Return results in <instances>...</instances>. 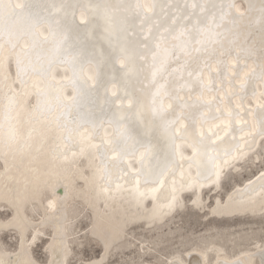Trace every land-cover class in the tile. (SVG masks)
Here are the masks:
<instances>
[{
	"label": "snow or ice",
	"instance_id": "obj_1",
	"mask_svg": "<svg viewBox=\"0 0 264 264\" xmlns=\"http://www.w3.org/2000/svg\"><path fill=\"white\" fill-rule=\"evenodd\" d=\"M253 7L249 3L246 14L239 12L237 0H95L93 3L0 0V86L6 89L0 97V156L7 164L10 155L23 159L43 152L52 139H63L77 147L87 142L102 157L99 180L100 194L104 196L110 194L115 184L113 169L117 172L116 179L127 177L134 183L141 198L146 193L140 192V188L163 186L171 181L175 200L178 171L179 190L195 189L202 186V181L219 183L229 158L235 160L244 154L242 141L251 150L257 137L264 140V104L260 105L259 129L250 131L247 140L237 139L235 135L253 129L250 121L241 119L252 111L242 101L247 98L249 81L257 73L242 76L246 65H239L233 73L228 60L233 53L237 60L255 53V49L247 47L237 51L239 41L235 38L239 22L251 14ZM84 12L88 13L87 19ZM256 23L261 33L259 78L264 80V0ZM89 28L96 32L101 43L107 42L125 87L131 88L132 83L140 85L135 96L125 93L106 97L128 101L121 106L128 115L114 113L109 121L113 125L110 137L95 132L97 125L90 114L80 111L84 90L91 93L103 86L97 82L100 62L97 61L96 78L85 76L84 67L93 58L72 39L81 29ZM213 61L217 68L213 67ZM12 62L16 79L7 72ZM56 65L72 71L57 93V99L66 109L60 112L48 99L47 90L35 81L32 82L34 103L27 90L28 77L49 80ZM68 87L74 90L72 94L65 91ZM73 109L77 112L75 120L70 119ZM149 117L150 127L145 123ZM86 123L93 128L94 135L81 133ZM158 134L163 135L168 145L163 159L154 150ZM95 139L100 140L99 145L92 144ZM226 142L232 146L218 151ZM182 145L191 151L190 156L182 154ZM181 161L189 167L195 165L196 175L180 171ZM134 164L138 166L133 167ZM258 179L264 181V173ZM115 187L119 189L120 185ZM261 188L264 189V183ZM36 227L22 217L0 223V230L14 229L20 233L16 264H39L31 251L40 235L39 232L32 235L31 230ZM26 230L30 239L24 235ZM58 232L64 237L63 223ZM92 236L106 247L109 244L108 235L95 227ZM64 252H68L66 247ZM0 264L5 261L0 260ZM51 264H65V261L53 260ZM80 264H103V261L85 257ZM161 264H185L183 253L166 258ZM201 264L212 262L201 254ZM214 264L245 262L241 258L228 259L222 250H216Z\"/></svg>",
	"mask_w": 264,
	"mask_h": 264
},
{
	"label": "bare ground",
	"instance_id": "obj_2",
	"mask_svg": "<svg viewBox=\"0 0 264 264\" xmlns=\"http://www.w3.org/2000/svg\"><path fill=\"white\" fill-rule=\"evenodd\" d=\"M17 2H24V0H17ZM54 2H59V0H54ZM72 2L93 3L95 0H72ZM249 3L254 6L253 10L245 20L239 22V26L235 30V38L239 41L237 51L247 47L255 49V53L246 58L242 57L240 60H237L235 53L228 58L231 72L235 73L239 65H246L242 69V76L244 74L250 75L253 71L257 73L249 81V86L246 89L247 98L242 101V104L251 108L252 111L247 116L242 115L241 119L250 121L253 124V129H245L243 133H235L237 139L243 137L244 140L249 138L248 134L250 131L254 133L259 129L260 105L264 104V95H261L264 93V80L259 78L261 33L259 25L256 23L259 20L261 0H237L239 12L247 14ZM77 16L79 17L80 13H77ZM83 16L87 19L88 13L84 12ZM72 39L73 43H78L93 58L92 63L85 65L84 75L96 78L97 61H99L100 76L97 82L103 83L102 87L94 88L91 93L87 89L84 90L80 111L90 114V119L97 125L95 132H98L101 137H110L113 133V125L109 121L112 120L114 113L128 115L125 109L121 107L122 105H127L128 101L114 98L108 100L106 97L113 94L115 96H123L125 93L135 96L137 94L136 89L140 85L132 83L131 88L125 87L121 80L122 74L118 71L115 64L114 56L109 53L107 42L101 43L97 39V34L93 29H81ZM212 63L214 68L218 67L215 61ZM7 72L12 79H16L14 62L7 66ZM71 76V69L63 65H56L52 69V76L49 80L38 76L28 77L30 81L27 88L30 93L29 98L34 103L32 82L35 81L40 88L47 90L48 99L52 104L57 106V112L65 111L66 109L57 99V93L64 87L66 78ZM4 91L6 89L0 86V97L3 96ZM65 91L68 94H72L74 90L68 87ZM237 102H241L239 98H237ZM76 117L77 112L73 109L70 119L75 120ZM145 123H148L150 127V117ZM211 126L212 124L210 123L209 127ZM80 131L81 133H86L88 136L95 134L93 128L87 123ZM158 135L159 139L154 140V150L163 159L168 145L163 135ZM263 143L264 140L257 137L251 150H248L242 141L241 149L244 154L238 156L235 160L229 158V163L224 168L222 178L216 184L211 181H202V186L195 189L184 187L183 190H179L180 182L178 177L180 172L178 171L176 183L178 190L175 194L176 199L174 200L172 198L171 181H166L163 186L148 185L146 188H140V192L146 193L145 197L141 198L136 191L134 183L130 182L127 177L116 179L117 172L115 169H113L112 179L115 180V184L120 185L119 189L113 184L109 195H101L99 175L103 165L98 149L90 147L87 142L77 147L69 145L63 139H52L46 144L43 152L33 154L30 157L22 159L19 156L12 157L10 155L7 164H5L3 157L0 156V212H4L7 207H10L13 212L11 218L5 219L0 217V223L11 220L13 217H17V219L22 217L32 225H38V227L31 230L33 235L37 232H42V225L51 224L54 232H52L53 237L50 238L52 241L48 246L50 256L48 264H51L53 260H64L65 264H68L72 252L68 222L70 220L71 204L75 202L79 203L82 201L90 209L92 229L95 227L99 231L106 233L109 237L107 247L102 243V252L104 253L102 259L95 258L92 261H104L110 248L120 242L131 227L144 225L148 229H154L160 225L163 226L170 222V220H175L179 216L176 214L180 213L181 209L184 208L183 201L185 196L191 197L192 206L204 211L206 217L226 219L239 216L261 217L264 216V189L261 188V183H264V181L258 178L261 176V173H264V167L259 168L255 174L244 179L243 182H236L230 191L227 192L225 199L220 197L221 191H218V189H222V179L225 177V173L230 171L229 168L233 167L235 171H238L241 165L248 161L254 163L253 160L260 158L258 150L261 149ZM92 144L99 145L100 140H92ZM231 146V142H226L220 145L217 150L219 151ZM254 150H256V154L254 153L256 156L253 157L255 159L250 155ZM180 151L185 157L192 154L183 145ZM208 151L211 152L212 149L209 148ZM137 166L133 165V167ZM180 171L185 173L190 172L192 176H195L197 169L195 165L189 167L187 163L181 161ZM153 188H156V190L152 191ZM214 188L216 191V201L210 207L211 205L206 204L203 194L206 192L209 198V193ZM253 189L254 191H252ZM29 204L36 205L42 209L43 213L39 223L29 217L27 213V206ZM205 209H210V212H206ZM61 223L66 228L64 237H61L58 232ZM17 234L21 242L20 233ZM24 235L30 239L27 230ZM255 244L256 249H258L259 264H264V241H257ZM65 247L68 249L67 254L64 252ZM19 249L20 245L16 250H9L0 244V260L5 261V264H16V253ZM216 250H222L228 259L241 258L245 264H255V254L251 253V248L232 254L220 243H210L201 249L191 248L188 251V258L184 259L185 264H201V254H203L206 261H211L214 264ZM209 252L213 253L212 258Z\"/></svg>",
	"mask_w": 264,
	"mask_h": 264
},
{
	"label": "rangeland",
	"instance_id": "obj_3",
	"mask_svg": "<svg viewBox=\"0 0 264 264\" xmlns=\"http://www.w3.org/2000/svg\"><path fill=\"white\" fill-rule=\"evenodd\" d=\"M255 151L250 154L252 158L256 156ZM258 153L260 158L257 160L253 158L254 163L248 161L241 165L238 171L231 167L230 171L225 173L222 179V189H218L221 191L222 199H225L227 192L236 182H243L244 179L255 174L259 168L264 167V143ZM215 194V188L209 193V198L206 192L203 194L206 204L211 205L210 207L216 201ZM183 202L184 208L181 212L173 213L179 216L163 226L148 229L144 225H138L128 229L125 237L110 248L103 264H161L166 258L171 259L177 253H183V258L187 259L191 248L201 249L210 243H220L232 254L251 248V253L255 254V264H259L258 249L255 243L264 241V216L256 218L239 216L232 219L206 217L204 211L192 206L191 197L185 196ZM205 211L210 212V209H205ZM27 213L39 223L43 211L40 207L29 204ZM12 216L13 212L10 207L0 212V217L5 219ZM68 223L72 248L68 264H80L85 257L91 260L102 259L103 244L90 233L92 215L84 202L71 204ZM41 228L42 232H39L38 239L32 245V253L40 264H48V258H50L48 246L52 241L50 238L53 237L52 232L54 231L48 223L42 225ZM17 233L14 229L1 230L0 244L9 250H16L20 245ZM209 254L212 258L213 253L209 252Z\"/></svg>",
	"mask_w": 264,
	"mask_h": 264
}]
</instances>
